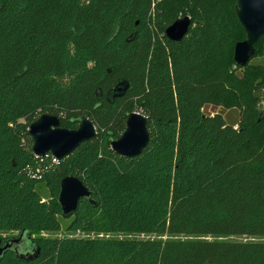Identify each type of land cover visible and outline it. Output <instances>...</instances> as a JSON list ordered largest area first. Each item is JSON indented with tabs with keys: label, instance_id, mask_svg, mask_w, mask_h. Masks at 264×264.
I'll return each instance as SVG.
<instances>
[{
	"label": "trees",
	"instance_id": "1",
	"mask_svg": "<svg viewBox=\"0 0 264 264\" xmlns=\"http://www.w3.org/2000/svg\"><path fill=\"white\" fill-rule=\"evenodd\" d=\"M236 4L0 0V231L64 233L32 236L35 260L6 252L0 264H264L261 241L131 237L264 236V63H252L264 39L235 64L246 38ZM185 16L188 33L168 40L165 29ZM120 78L128 91L107 100ZM132 112L146 117L149 142L123 158L109 142ZM43 114L67 129L87 117L96 136L60 160L37 158L28 128ZM68 175L92 203L63 218Z\"/></svg>",
	"mask_w": 264,
	"mask_h": 264
},
{
	"label": "water",
	"instance_id": "2",
	"mask_svg": "<svg viewBox=\"0 0 264 264\" xmlns=\"http://www.w3.org/2000/svg\"><path fill=\"white\" fill-rule=\"evenodd\" d=\"M236 17L242 26L246 38L234 46L233 59L237 66H246L255 54V44L264 39V0H237ZM191 20L188 16L178 18L164 31L170 41H180L189 30ZM130 87L129 82L120 78L117 84L106 95L107 100L123 97ZM125 129L117 138L110 140L111 150L123 158H132L141 154L149 142L147 120L144 115L132 112L126 115ZM32 138V154L37 158L50 155L54 160H60L72 153L80 144L96 136V129L87 117L78 120L75 129L62 128L56 115L43 114L28 128ZM90 190L75 176H65L60 180L57 197L61 216L67 218L75 213L81 200L92 203ZM29 233L21 231L1 244L0 260L6 252H12L22 261L35 260L40 255Z\"/></svg>",
	"mask_w": 264,
	"mask_h": 264
},
{
	"label": "rangeland",
	"instance_id": "3",
	"mask_svg": "<svg viewBox=\"0 0 264 264\" xmlns=\"http://www.w3.org/2000/svg\"><path fill=\"white\" fill-rule=\"evenodd\" d=\"M252 63H264V57L255 58ZM203 112L205 114H212V113H223L227 117H231V114H229L226 111H223L221 108H214L212 106H205L203 109ZM17 232L15 231H0V236L2 237H12L16 235ZM46 235H54V236H62L64 235L63 232H57L53 234H48L44 231H38L35 232L32 236L34 237H40V236H46ZM81 235L84 236V234L77 233L76 236ZM110 237H117L121 238L125 235L120 234H111L108 235ZM131 237L139 238V239H175V240H203V241H210V240H231V241H261L264 242V236H219V235H193V234H178V235H170V234H162V235H156V234H138V235H131Z\"/></svg>",
	"mask_w": 264,
	"mask_h": 264
}]
</instances>
